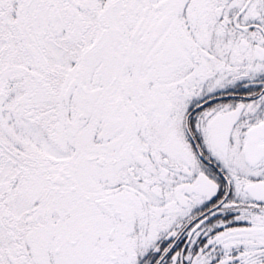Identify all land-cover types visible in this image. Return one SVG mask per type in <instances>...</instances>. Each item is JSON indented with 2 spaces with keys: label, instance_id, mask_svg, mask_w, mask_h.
I'll return each instance as SVG.
<instances>
[{
  "label": "snow or ice",
  "instance_id": "obj_1",
  "mask_svg": "<svg viewBox=\"0 0 264 264\" xmlns=\"http://www.w3.org/2000/svg\"><path fill=\"white\" fill-rule=\"evenodd\" d=\"M0 264H264V0H0Z\"/></svg>",
  "mask_w": 264,
  "mask_h": 264
}]
</instances>
